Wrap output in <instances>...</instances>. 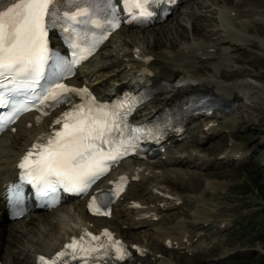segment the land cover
<instances>
[{"label":"bare ground","instance_id":"bare-ground-1","mask_svg":"<svg viewBox=\"0 0 264 264\" xmlns=\"http://www.w3.org/2000/svg\"><path fill=\"white\" fill-rule=\"evenodd\" d=\"M237 1L240 3L235 4L232 8L227 7L230 9L219 11V19L222 20L220 22L221 27L226 36L222 37V39H217L218 41L211 39L207 41L192 39L193 41L188 42L186 41L187 39H184L186 41V43H183L184 47H180V45L171 42V44L169 43L170 46L168 44L169 47L164 46V48L159 49L163 50L168 48L170 51L163 50L159 53L156 52L158 50L156 49L157 45L152 46L150 44L152 42H145V40L148 39V36H152L154 40L158 39V37L156 38V35L153 34L154 32L148 34L147 31V33H145V31L139 32L138 30L131 28H122L103 47L97 57L80 71L72 82L80 87L83 85L90 87L98 100L112 98L115 93L122 92L124 89L131 86L141 87L144 84H148L157 88V86L163 81L168 82L170 86L167 91H163L161 94L153 98V106L146 107L143 116H140L139 119H143L147 116L153 117L156 114L163 112L166 107H171L179 103L184 97L191 94H211L215 96L218 102H222L223 104L215 112L207 113L208 115L204 116L203 119L206 121L205 127L207 126V130L204 132L206 136L205 139L213 137L219 131L220 125L218 123L222 118L230 117L229 121H234L233 116L236 118V116L239 117L238 115H240L242 119L249 118L250 116L258 117L254 115L256 113L254 107H263L264 103L261 102V99L264 100V89H261L258 85L243 80L237 83H227L220 80L219 76H209L202 79L198 76H194V74L191 75V71L189 70L190 63L193 64L197 60L196 63L204 61L202 60L203 58L208 60L211 57H214L212 60H220L219 62L221 63H224L225 61L226 63L228 57L225 54L226 52L223 51L225 46L222 45H224V43L232 44L237 39L245 41V39L234 32V30L237 25L243 24V18L246 20L245 18L250 16L248 14L251 13L249 7L255 6V3L252 0L251 2H249L250 0ZM197 5H199V3ZM258 5L259 4H257V6ZM245 7H248V9L245 10ZM200 9L197 13L189 9L188 11L186 10L181 21H190V18H194L195 16L202 17L199 15L203 12ZM234 14H236L237 17L233 18ZM190 27H192V25ZM138 33H143L144 41H141L142 39L140 40ZM124 34L126 38H130L131 40H126L125 42L120 43L118 39H120V37L122 38V35ZM165 34L166 33H162L161 35L165 36ZM180 44L182 45V43ZM113 45L116 46L113 50L108 49L109 47H113ZM218 45L222 46V49ZM98 60H100V62ZM219 62H213L214 64L212 65H222H219ZM234 102L235 106L230 109V111H225L224 108L229 107V105ZM57 116L58 113L46 118L43 122L35 119L33 116L24 118L15 125L10 132L0 138V250L2 251V260L4 263L6 262V264H40L39 256L41 254L52 253V250L57 249L63 244L67 234H72L74 232L79 234L81 229L85 230L82 228L83 226H89L93 229L96 227L88 222L89 218L85 212V203L79 202L74 204L71 208H60L41 216L39 221H46V225L43 224V227L40 226L37 228L42 234L39 238L38 235L40 233L34 231L36 229L35 223L39 221L38 219L31 221L29 224L33 225L31 229L34 231L33 233L37 235L38 239L36 238V241H34V239L31 242H29L30 240L28 239V242L31 243L28 247L27 244L29 243H25L26 246L22 248L17 247V244L14 242L18 240L19 235L24 234V230L22 222L11 221L7 217V212L4 209L1 197L3 185L8 183L10 178L16 176L15 166L18 164L19 158L24 155L42 135L46 134L52 125L54 118ZM172 140L173 138H171V141ZM195 151L199 154L201 153L199 149H195ZM199 154L196 156L199 157V160H202L204 157L201 158V155ZM223 155H225V159L227 160L243 162L246 160L247 152L240 150L235 144L231 145L229 151H224ZM189 157H194V154H191ZM171 161L172 162H169V160L162 158L160 161L152 164L138 163L134 164V166H125L122 171H120L125 174L120 178V185L127 188V193L124 202L118 205L115 209L113 217L117 219V224L113 230L118 237L120 236L126 241H130L123 236L122 228H137L139 234L142 235L141 238L144 242H147V244L140 243L142 240H139V242L132 241V245L135 246L134 243L143 244L148 251V253H145L133 246H129L126 242L128 248L132 250L133 258L135 260L121 264H178L176 259L172 256L161 255L162 253L160 251L154 250L148 246V244L151 245V240L155 238L161 240L162 246L165 250L168 249V246L163 244L165 242L167 243L166 240H172V248L175 247L174 245H177L178 249L185 250V253L195 251L196 247H199V249L205 247L204 244H197V246L194 244L190 232L184 223H178V225L172 228H164L158 226L155 221H141L138 219L145 209L152 211L155 216L161 214L164 215V213L167 214L168 209L165 208L170 206V203L172 204L170 198L165 195L167 192L179 195V200L185 199L183 195H180L167 183L169 181L168 178H166L167 180L164 179L168 167H171L174 164L182 167L183 165L180 164L185 163L179 156L172 158ZM206 163H210V161L206 160ZM172 173H174L176 177H183V175L178 172ZM152 174L156 175L154 178H158L156 183L149 180L150 175ZM114 176H116V174ZM137 179H145L144 181H148V186L144 187L143 184H141L138 186L139 190L132 192L135 185H137L135 184ZM131 180L133 183L129 182ZM120 185L118 184L114 187ZM220 188H222L221 185L217 183L207 185V189H211V191H216ZM138 203H140L139 205L142 206V208L137 207ZM171 206L169 208H171ZM200 207L203 208L201 209ZM197 209V212L194 213V218L203 216L206 222H209L214 210L213 207L202 204L198 200ZM105 221L106 223L104 225L111 227L109 220H104L103 222ZM145 226L151 227L152 231L149 232ZM143 228L144 230H142ZM26 238L27 235L23 239L27 241ZM173 242H175V244H173ZM41 244H45V246H41ZM171 244L169 243V245Z\"/></svg>","mask_w":264,"mask_h":264},{"label":"rangeland","instance_id":"rangeland-1","mask_svg":"<svg viewBox=\"0 0 264 264\" xmlns=\"http://www.w3.org/2000/svg\"><path fill=\"white\" fill-rule=\"evenodd\" d=\"M252 1L255 6L259 4L258 6L261 8L258 6L249 7L250 18H245L246 20L243 18V24L237 25L234 30L245 41L237 39L232 44L224 43L222 45L226 48L223 50L228 57L226 63L225 61L221 63L220 60H212L214 57H211L208 60L190 64L191 75L194 74L202 79L219 76L220 80L227 83H237L243 80L264 89V0ZM198 3L199 5H197ZM237 3V0L188 1L168 22L157 29L147 31L148 34L154 32L153 34L158 39L154 40L152 36H148V41L145 40V42H152L150 43L152 46L157 45L156 52L160 53L163 50L170 51L168 48L159 49L164 46L169 47L171 42L181 45L180 43L183 44L194 39L199 41L222 39L226 34L221 27L222 20L219 19V11L230 9ZM184 8L195 13L200 9L203 11L199 14L202 17L195 16L190 18V21L182 22V16L186 10L188 11ZM247 9L248 7H245V10ZM235 17L237 16L233 15V18ZM191 25L192 27H190ZM175 31H178V34ZM147 32L145 31V33ZM162 33H166L165 36L161 35ZM138 35L140 40L144 41L143 33H138ZM122 36L118 39L120 43L131 40L126 38L125 34ZM218 46L222 49V46ZM115 47L113 45L108 49L113 50ZM98 61L100 62V60ZM213 62H219V65H222H212ZM261 100L264 103V100ZM254 109H256L254 115L258 117L250 116L242 119L238 115L239 117L236 116V118L233 116L234 121H229L230 117L220 119L219 131L208 140H202L205 139L203 130L206 121L203 117H199L191 124L188 138L176 143L169 151V159L177 156L178 152L187 156L185 158L187 163L182 164V167L174 164L167 169L165 175L169 180L167 183L185 199L180 207L169 211L164 219L157 224L164 228H170L176 226L178 222L186 223L188 230L194 235H198L194 244L196 243V246L202 243L205 245L204 248L196 247L193 253L187 254L182 251L164 250L160 246L161 241L157 242L156 239H152L151 245L154 249L164 255L172 256L178 264H264V105L263 107L255 106ZM235 144L240 150L247 152L246 160L243 162L219 160V155ZM194 149H199L202 154L205 153L212 164H204V161L201 163L196 156L193 159L188 157ZM172 172H178L183 177H175ZM151 180L155 182L157 179ZM211 183L220 184L222 188L211 191V189H207V185ZM138 186H135V192L139 190ZM143 186L147 187L145 184ZM198 200L202 204L213 207L209 222L204 221L203 216V218L199 216V219L194 218V213L198 210ZM111 223L115 224L116 220L113 219ZM122 231L132 241L142 240L137 229ZM26 235L27 241L23 239ZM26 235L21 237L22 244L29 243L31 239H35L34 241L38 239L35 233Z\"/></svg>","mask_w":264,"mask_h":264},{"label":"snow or ice","instance_id":"snow-or-ice-1","mask_svg":"<svg viewBox=\"0 0 264 264\" xmlns=\"http://www.w3.org/2000/svg\"><path fill=\"white\" fill-rule=\"evenodd\" d=\"M63 2L64 0H9L6 4L5 0H0V77L25 75L31 78L29 86L39 81L49 59L48 31L61 19L58 5ZM149 2L150 0H135L133 6L141 9V14L150 15L146 9ZM151 2L154 3L155 0ZM86 15L87 9H82L75 15L66 14V20L79 22L77 17ZM92 22L99 27L97 21ZM116 26V23L112 24L113 28ZM0 87H3L2 81ZM72 91L76 90L57 84L55 88L48 90L45 99L59 102L61 94ZM86 91L84 90L85 93ZM107 116L108 113L93 115L91 109L86 114H81L80 111L67 113L65 131L58 132L56 139L49 140L42 150L37 145L39 155L35 160L32 159L33 153H28L20 167L26 170V176L31 178L29 183L37 187L39 194L55 191L57 184L68 191H84L103 171L105 156L95 142L99 140L102 144L111 143V138L107 135L110 131ZM108 158L116 157L109 153ZM116 250L122 258V249L117 247Z\"/></svg>","mask_w":264,"mask_h":264}]
</instances>
